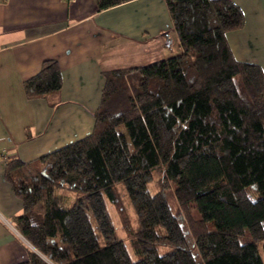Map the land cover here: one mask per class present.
<instances>
[{
    "label": "trees",
    "instance_id": "16d2710c",
    "mask_svg": "<svg viewBox=\"0 0 264 264\" xmlns=\"http://www.w3.org/2000/svg\"><path fill=\"white\" fill-rule=\"evenodd\" d=\"M163 2L179 54L103 72L89 135L4 163L11 224L33 250L17 264H264V78L224 39L242 12ZM60 87L54 60L22 83L50 109Z\"/></svg>",
    "mask_w": 264,
    "mask_h": 264
},
{
    "label": "crops",
    "instance_id": "0c3cea01",
    "mask_svg": "<svg viewBox=\"0 0 264 264\" xmlns=\"http://www.w3.org/2000/svg\"><path fill=\"white\" fill-rule=\"evenodd\" d=\"M243 26L224 35L233 60L260 68L264 78V0H227ZM163 0H132L98 11L94 0H0V264H17L30 245L15 231L21 205L3 166L28 163L91 132L102 73L146 66L179 54ZM54 60L58 105L27 100L22 83Z\"/></svg>",
    "mask_w": 264,
    "mask_h": 264
},
{
    "label": "rangeland",
    "instance_id": "374dc122",
    "mask_svg": "<svg viewBox=\"0 0 264 264\" xmlns=\"http://www.w3.org/2000/svg\"><path fill=\"white\" fill-rule=\"evenodd\" d=\"M193 217L196 218V214L195 213L193 214Z\"/></svg>",
    "mask_w": 264,
    "mask_h": 264
}]
</instances>
